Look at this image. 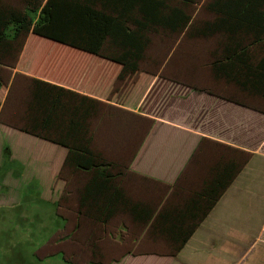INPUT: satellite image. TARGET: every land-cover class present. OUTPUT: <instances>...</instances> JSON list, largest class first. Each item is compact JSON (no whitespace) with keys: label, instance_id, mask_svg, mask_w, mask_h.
<instances>
[{"label":"crops","instance_id":"crops-1","mask_svg":"<svg viewBox=\"0 0 264 264\" xmlns=\"http://www.w3.org/2000/svg\"><path fill=\"white\" fill-rule=\"evenodd\" d=\"M187 32L153 33L140 70L125 80L118 79L121 65L34 34L15 67L3 66L10 78L0 87L2 135L23 133L39 141L40 159L46 153L53 174L38 192V202L52 207L38 206L31 217L23 197L15 200L24 207L18 212L0 201V211L9 204L15 212L0 215V235L9 234L0 246H17L16 260L3 264H246L250 248L264 245V107L249 105L246 96L233 99V84L215 77L212 62L222 54V34ZM21 78L29 83L25 90ZM33 78L105 104L91 120L93 148L124 168L119 180L127 195L156 213L184 206L219 163L236 159L243 167L178 254L164 233L128 212L96 222L80 207L88 174L68 168L64 179L57 178L68 149L12 126L22 124L24 112L19 122L2 116L5 109L18 115L24 99L18 94L30 92ZM50 221L56 227L40 242Z\"/></svg>","mask_w":264,"mask_h":264},{"label":"trees","instance_id":"trees-1","mask_svg":"<svg viewBox=\"0 0 264 264\" xmlns=\"http://www.w3.org/2000/svg\"><path fill=\"white\" fill-rule=\"evenodd\" d=\"M22 1V8L0 1V87L10 78L3 66L15 67L30 34L117 63L121 65L118 79L125 80L140 70L153 33L188 29L192 37L222 34V54L212 62L215 77L264 98V0H205L204 8L215 18L201 22H193L188 10L200 0ZM256 46L259 56L253 52ZM31 81L27 114L19 129L68 149L58 179L65 178L68 168L88 174L80 194L81 210L102 224L128 212L135 221L151 223L164 233L174 254L190 240L243 167L236 159L219 163L184 206L156 213L127 195L119 180L124 168L93 148L91 120L105 104L43 79ZM8 151L6 145L5 154Z\"/></svg>","mask_w":264,"mask_h":264},{"label":"rangeland","instance_id":"rangeland-1","mask_svg":"<svg viewBox=\"0 0 264 264\" xmlns=\"http://www.w3.org/2000/svg\"><path fill=\"white\" fill-rule=\"evenodd\" d=\"M2 3H11L12 5L18 6V7H24V2L22 0H0ZM205 0H200L199 5L194 6L192 8L195 9L194 14L196 16L195 21L201 22L207 19H210L212 17V13L208 12L204 6ZM191 8V7H190ZM189 9V8H188ZM163 33V32H162ZM160 34V33H159ZM155 35V34H154ZM253 52L256 56L260 55V49L258 46L253 47ZM23 82L22 89H27V85L29 84L27 80L24 78H21ZM233 97L236 98H243L246 96L247 102L249 105L256 106V107H264V98L260 96H255L252 94H249L247 92H242L238 87H234L232 89ZM24 99L22 100V104L20 105V101L18 102V110H17V116L11 112V110L5 109L2 116L7 117L9 120L12 118H17L18 122L21 121V112H24L22 115L23 122L25 121L26 114H27V103L30 99V92H22L20 95ZM10 100H8V105L10 104ZM21 106L24 108V110H20ZM14 108V106H12ZM7 110V111H6ZM7 114V116L5 115ZM9 114V115H8ZM12 115L13 117H10ZM22 122V124H23ZM22 124H15L11 123L12 126L20 127ZM3 141L0 140V201H4L7 203H13L14 207H17L16 202L19 197L24 198V203L26 207V212L28 215L32 217L33 213H35L36 210H38L39 207H47L48 205L52 207V205L49 202L46 203H40L38 202V192L41 191L42 193L45 191L46 187L52 182L53 174H52V166H49V163L47 162V155L46 153L40 159V155L42 154L43 147L40 145L39 141L34 139L32 136L18 133L16 135L12 134H3L0 129V139H3ZM6 145L9 146L10 151H8L6 154L4 152V149ZM60 146V145H59ZM11 147H13V154L11 152ZM53 154V151H52ZM67 171V170H66ZM65 171V176L67 175V172ZM24 186H28L24 188ZM39 187V188H38ZM21 199V198H20ZM15 201V202H14ZM48 204V205H47ZM39 206V207H38ZM4 211H0V215L2 216L5 212H7L8 216H12L15 214L14 211H11L10 205L6 204L3 206ZM21 208L18 206L19 210H16L17 212L21 210ZM40 209V208H39ZM7 210V211H6ZM20 213V212H19ZM43 216V215H42ZM45 218L41 217L40 224L41 226L46 223ZM27 223H30L31 218L29 220H25ZM44 222V223H43ZM59 222H57L58 224ZM56 227L55 224L50 221L47 228L44 229L45 231L40 232L39 241L42 242L46 239H48V235L52 231V229ZM9 234L0 235V240L5 241ZM28 246H25L26 250H29L27 248ZM2 248V250H1ZM17 246H9L8 244H3L0 246V264L3 263H9L14 262L16 260V251ZM3 251V252H2ZM7 251V252H6ZM7 253V254H6ZM60 256V257H59ZM59 258H57V261L63 260V255L59 254ZM246 264H264V245L259 244V242H256L254 247H251L248 254H247V260L245 261Z\"/></svg>","mask_w":264,"mask_h":264}]
</instances>
